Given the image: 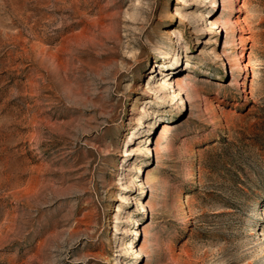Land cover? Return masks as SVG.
I'll return each mask as SVG.
<instances>
[{"label": "rangeland", "instance_id": "rangeland-1", "mask_svg": "<svg viewBox=\"0 0 264 264\" xmlns=\"http://www.w3.org/2000/svg\"><path fill=\"white\" fill-rule=\"evenodd\" d=\"M0 264H264V0H0Z\"/></svg>", "mask_w": 264, "mask_h": 264}]
</instances>
